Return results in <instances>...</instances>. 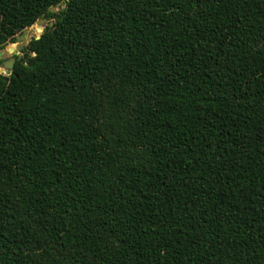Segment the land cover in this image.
Instances as JSON below:
<instances>
[{
	"label": "trees",
	"instance_id": "trees-1",
	"mask_svg": "<svg viewBox=\"0 0 264 264\" xmlns=\"http://www.w3.org/2000/svg\"><path fill=\"white\" fill-rule=\"evenodd\" d=\"M45 17L0 74V264H264V0H0V46Z\"/></svg>",
	"mask_w": 264,
	"mask_h": 264
},
{
	"label": "rangeland",
	"instance_id": "rangeland-1",
	"mask_svg": "<svg viewBox=\"0 0 264 264\" xmlns=\"http://www.w3.org/2000/svg\"><path fill=\"white\" fill-rule=\"evenodd\" d=\"M62 8V7H61ZM61 8H51V12H58ZM50 23L49 20L45 17L39 19L33 26L24 29L23 31L17 33L14 38V43H5L0 46V62L5 61L4 65L11 64V58L16 56L23 57L25 49L28 46V43L35 38H38L43 32L46 25ZM2 68H0L1 70ZM4 76H8L6 73H2Z\"/></svg>",
	"mask_w": 264,
	"mask_h": 264
},
{
	"label": "water",
	"instance_id": "water-1",
	"mask_svg": "<svg viewBox=\"0 0 264 264\" xmlns=\"http://www.w3.org/2000/svg\"><path fill=\"white\" fill-rule=\"evenodd\" d=\"M51 24H52V23H50V26H51ZM35 39H38V38H35ZM32 40H33V39H32ZM17 57L20 58V56H17ZM9 60H11V65H10V67L8 68V69H9V72H8V73L4 72V73H6V74H8V75L12 72V69H13V66H14V62H15L16 59H15V58H11V59H9ZM5 61H6V60H4V61H2V62L0 63V68H6L5 65H4V64H5ZM0 74H2V72H0Z\"/></svg>",
	"mask_w": 264,
	"mask_h": 264
},
{
	"label": "bare ground",
	"instance_id": "bare-ground-1",
	"mask_svg": "<svg viewBox=\"0 0 264 264\" xmlns=\"http://www.w3.org/2000/svg\"><path fill=\"white\" fill-rule=\"evenodd\" d=\"M11 64L9 65H5L6 68H4V71L6 72V70H9L8 68L10 67Z\"/></svg>",
	"mask_w": 264,
	"mask_h": 264
},
{
	"label": "flooded vegetation",
	"instance_id": "flooded-vegetation-1",
	"mask_svg": "<svg viewBox=\"0 0 264 264\" xmlns=\"http://www.w3.org/2000/svg\"><path fill=\"white\" fill-rule=\"evenodd\" d=\"M15 58V57H14ZM2 69H4V68H2Z\"/></svg>",
	"mask_w": 264,
	"mask_h": 264
}]
</instances>
